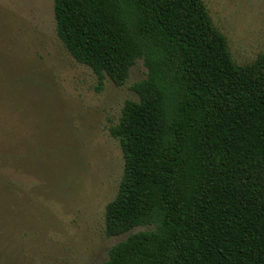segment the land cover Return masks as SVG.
Wrapping results in <instances>:
<instances>
[{"label": "trees", "instance_id": "1", "mask_svg": "<svg viewBox=\"0 0 264 264\" xmlns=\"http://www.w3.org/2000/svg\"><path fill=\"white\" fill-rule=\"evenodd\" d=\"M57 35L100 91L143 59L110 134L124 170L99 264H264V51L232 57L203 0H54Z\"/></svg>", "mask_w": 264, "mask_h": 264}, {"label": "rangeland", "instance_id": "2", "mask_svg": "<svg viewBox=\"0 0 264 264\" xmlns=\"http://www.w3.org/2000/svg\"><path fill=\"white\" fill-rule=\"evenodd\" d=\"M233 59L264 51V0H203ZM143 59L126 83L92 69L57 35L54 0H0V264H99L139 225L107 236L105 212L124 170L110 134Z\"/></svg>", "mask_w": 264, "mask_h": 264}]
</instances>
